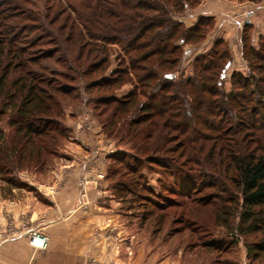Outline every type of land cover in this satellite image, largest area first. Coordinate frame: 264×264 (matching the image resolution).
<instances>
[{
  "label": "trees",
  "instance_id": "1",
  "mask_svg": "<svg viewBox=\"0 0 264 264\" xmlns=\"http://www.w3.org/2000/svg\"><path fill=\"white\" fill-rule=\"evenodd\" d=\"M200 1L46 0L36 11L26 8L28 0H0V102L5 107L13 102L17 118L9 125L17 140L13 149H6L0 130V180L16 186L2 178L16 171L12 158L20 166L25 146H33L38 162L68 134L59 122L65 104H90L105 135L128 148L129 153L106 158L116 167L108 164L105 180L113 182L120 201L151 194L139 173L147 161L168 177L183 176L180 190L169 193L182 194L191 208H210L216 226L231 229L235 241L257 236L247 253L251 261L264 257V39L256 47L247 33L251 26H244L245 72L231 71L228 92L223 85L231 57L221 40L181 70L193 51L185 48L204 38L210 19L187 28L179 16ZM49 43L51 51L41 50L42 57L30 62L40 67L29 68L30 48ZM112 52L117 65L106 77ZM12 63L21 77L11 84L14 94L2 100ZM83 80L89 99L72 88ZM127 84L132 90L117 99L114 92ZM92 88L105 96L93 99ZM165 201L168 208L183 206Z\"/></svg>",
  "mask_w": 264,
  "mask_h": 264
},
{
  "label": "rangeland",
  "instance_id": "2",
  "mask_svg": "<svg viewBox=\"0 0 264 264\" xmlns=\"http://www.w3.org/2000/svg\"><path fill=\"white\" fill-rule=\"evenodd\" d=\"M45 2L46 0H28L26 8L32 7L33 9H36V11H39L42 10ZM217 3V0H201L198 3V6L185 11L182 16H179V21L187 28L193 26L199 18L204 17L210 19L208 26L204 28V38L195 44L190 43L185 48L186 50L193 51H190L192 52V56H190L187 61H184L181 70L187 68L189 62L194 56L208 52L218 40H221L224 45L223 47L229 51L228 53L231 57V62L225 73V82L223 85L224 91L228 92L230 89L231 81H229V76L231 71L237 70L240 73L245 72L240 49L241 36L245 33L243 32L244 26H251V29H248L247 33H251L256 47L260 45L258 43L259 39H264V8L261 9L264 7V0L260 3H255V5H260V13L257 14V19L260 23L255 27L254 25H251V12L248 11L249 3L245 0H227V2H225L227 6L226 10L219 9L214 13L215 15H205L206 12L203 9H215ZM250 7L249 9L251 10ZM202 10L203 12H200ZM247 21L249 24H246ZM58 24L59 23L56 25ZM52 45L53 44L50 43L44 47L39 46L38 44L33 45L28 53L29 57H31V59H27L28 67L35 69L39 68L40 66H30V62H34L36 59L42 57V55L39 56L42 53L41 50L51 51V48L54 46ZM112 48L116 49L114 46ZM114 53L115 52H112L110 54L111 63L106 72V77L110 76V70L112 71L117 65V62H114L116 57V54ZM5 63H7L6 60L3 64ZM46 63L47 61L41 62V66H46ZM15 67L16 65L12 63V72L9 73L10 75L6 81L5 98L2 100H8V97L14 94L15 88L11 87V84L14 81L17 82L18 76L21 77L20 72H22V70L15 69ZM49 67L59 70V68H54L52 65ZM93 79L95 78H92L91 81H93ZM86 83H88V80L80 81L77 86H72L75 90V94H79L80 96L81 93H84L82 89ZM90 83L92 84V82ZM131 90L132 86L127 84L115 91L114 95L117 99H121ZM91 91L90 95L93 99L105 96L98 92L99 89L92 88ZM15 95L16 98H18V95ZM85 95L89 99V95ZM72 97H75L73 92L69 95L70 99ZM11 104L13 105V102H11ZM65 105L67 106L63 107L62 116L59 122L61 127L66 130L68 134L57 139L55 145L48 148L49 154L47 153L46 156H41L40 160L37 162V151L33 150V146L27 145L25 146L26 149H24V152H22L23 159L20 166H17L16 159L12 158V163L14 168H16V171L14 172V170H12L9 172V175L2 176L3 178H1H11L10 180L13 181V184L17 183L15 184L16 186H7L0 180V196L4 198L8 197V199H5L7 203L9 202L10 204H13L22 202L27 205L28 208L35 211L43 210V207L46 206L45 201H43L46 195L45 193H54V188H52L53 185L49 183L52 182V178L60 169V166H64L68 162H71V159H76L77 154L79 158L84 155L85 159L90 161L91 159L86 156V152L90 156L93 151H97V146H93L90 149L84 150L85 154H83L80 149L81 146L78 147L81 139H89L87 133L93 136L97 134L95 136L97 139L95 140L100 141L102 145L106 147L107 144L111 146L109 151L112 150L113 153H110L111 155L108 154L110 157L112 155H120L124 152L129 153L127 151V145L118 143L116 139L117 137L110 138L105 135L97 121V112L92 110L90 104L86 107L82 104V106H80V102L77 103L76 101L72 104ZM11 107H5L3 106V102H0V130H3V133L5 132L6 149L8 150L13 149L17 142L16 138H14L15 129L10 128L9 126L10 121L17 119L15 118V114L11 110ZM2 108L4 110H1ZM87 127H89L90 130H88ZM84 133L86 134L85 136ZM78 134H80L79 137ZM69 142L74 144L70 148L68 146ZM127 155L130 156V154ZM90 157L92 160L95 159L93 154ZM129 162H131V160H129ZM108 164L110 166L109 168L116 167L112 161L107 162L106 159L103 173H100L97 176V179L101 175L104 176V179L100 180L102 181L101 186L104 187L109 195L113 197V200L118 204L116 209L120 212L121 217L119 219L121 224L124 225L127 235L133 236V243L137 244L131 247L134 249L135 253L140 250L143 257H154L153 262L155 264H160V262L162 263L163 261L164 264H264L263 256L256 261H251V256L247 253V245L255 243L258 239L257 236L240 237L235 241V238L230 236L234 234L231 229H225L219 225L216 226L217 223L214 220V211L212 212L210 208H191V205L185 204L186 201L185 198L181 196L182 194L172 195L169 193L171 189L175 191L180 190L179 183L182 182L183 176L176 178L168 177L164 172H160L154 164H148L147 161H143L139 173L143 175V181L147 183L145 187L146 189H151V194L141 192V195L137 199L134 198L122 202L123 200L120 201V199H118L119 197H116V194L113 192V182L105 180L107 175L106 167ZM17 169L20 170L17 171ZM13 172L15 174L18 172V175L15 176L16 178L11 175ZM87 182L88 181L84 182L83 191H85L88 186ZM226 189H228V187ZM80 191L81 197L84 198L82 195V188ZM170 198L174 199L176 202H182L183 206L168 208L169 206L165 199ZM132 202L135 203V205L133 204L132 206ZM156 205L160 208H156ZM36 206L39 208H36ZM225 207H227V204ZM127 210H130V212H126ZM24 219L21 222L18 221L17 224L10 223L3 229H0V243H4L10 239L23 237L26 239L29 247L33 250L40 251L36 243H33L34 245L30 244V236L33 234L44 236V234L39 228L34 227L30 220ZM190 219H193L194 222H191ZM45 237L47 238V236H44V238ZM203 243H220L222 247L220 248V251H217L213 248L202 246ZM132 255V251L130 249L127 250L125 256L126 260L132 257ZM88 261L106 264L104 261L99 262L97 258H91L88 259ZM107 264L114 263L111 262Z\"/></svg>",
  "mask_w": 264,
  "mask_h": 264
},
{
  "label": "crops",
  "instance_id": "3",
  "mask_svg": "<svg viewBox=\"0 0 264 264\" xmlns=\"http://www.w3.org/2000/svg\"><path fill=\"white\" fill-rule=\"evenodd\" d=\"M217 2L215 9H203L205 15L212 16L219 9L226 10L227 0ZM248 6L251 10L253 8L251 11L248 7V11L251 12V25L255 27L260 23L257 19L260 5L249 3ZM96 135L87 133L89 139H81L78 143L83 154L84 150L97 146V151L91 153L95 159L92 160L86 152L90 161L84 155L79 158L77 154L76 159L60 166L49 183L53 185L54 193H45L43 201L46 206L43 210L35 211L22 202L10 204L5 200L8 197L0 196V201L5 200L0 202V229L25 218L48 238L46 249L40 251L29 247L23 237L0 243V264H87L91 258L106 264H155L154 257H143L140 250L135 253L131 248L137 244L133 243V236L127 235L121 224V215L116 209L118 204L101 186L102 181L97 180V176L103 173L111 146L107 144L106 147L95 140ZM72 145L69 142V148ZM80 179L88 181L84 198L81 197ZM129 249L133 255L126 260Z\"/></svg>",
  "mask_w": 264,
  "mask_h": 264
},
{
  "label": "built area",
  "instance_id": "4",
  "mask_svg": "<svg viewBox=\"0 0 264 264\" xmlns=\"http://www.w3.org/2000/svg\"><path fill=\"white\" fill-rule=\"evenodd\" d=\"M246 24H249L248 23V21L246 22ZM87 129L88 130H90L89 129V127H87ZM109 154L110 153H113V151L111 150L110 152H108ZM104 178V176L103 175H101L100 177H98V179L97 180H101V179H103ZM84 182H86L84 179H80V181H79V185H80V187L82 188V191L84 190L83 189V185L85 184ZM84 192L85 191H83V196H84ZM85 197V196H84ZM33 236V237H32ZM32 236H30L31 237V243L30 244H32V245H34L33 243H36V242H39L40 243V245H38V249L39 250H44V249H46V246H47V238L45 237L44 238V236H41V235H39V234H33ZM88 264H100V263H97V262H95V261H88Z\"/></svg>",
  "mask_w": 264,
  "mask_h": 264
},
{
  "label": "bare ground",
  "instance_id": "5",
  "mask_svg": "<svg viewBox=\"0 0 264 264\" xmlns=\"http://www.w3.org/2000/svg\"><path fill=\"white\" fill-rule=\"evenodd\" d=\"M36 244L39 245L40 243H39V242H36ZM36 244H35V245H36Z\"/></svg>",
  "mask_w": 264,
  "mask_h": 264
}]
</instances>
